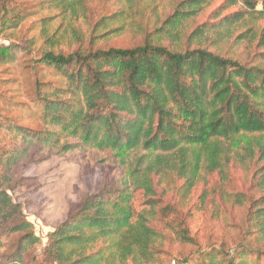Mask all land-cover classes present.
Listing matches in <instances>:
<instances>
[{"label": "trees", "instance_id": "trees-1", "mask_svg": "<svg viewBox=\"0 0 264 264\" xmlns=\"http://www.w3.org/2000/svg\"><path fill=\"white\" fill-rule=\"evenodd\" d=\"M211 1H179L142 43L131 47L79 46L64 53L58 49L64 35L49 33L50 17L40 18L48 44L40 61L60 81L36 80L40 128L11 119L0 122V132L17 140L0 146V238L16 237L0 253V264H150L156 260L159 237L149 223L154 206L137 212L135 193L142 191L151 203L156 175L174 173L189 189L201 171L224 175L230 164L253 160L260 165L253 179L262 194L251 202L247 221L264 242V51L251 63L210 49L236 27L246 26V17L263 18L264 0H224L213 13L214 21L187 33L188 22ZM238 3L244 10L221 16V9ZM3 6L0 0V12ZM86 9L85 0H40L34 12L57 10L59 25L74 30ZM11 12L9 26L17 29L24 17ZM124 14L122 9L101 17L92 34L98 27L107 34L116 32L122 25H112L122 22ZM248 34L264 48V26L257 31L247 26L235 38ZM21 52L11 43L0 46V60L14 61ZM51 156L81 169L99 168L110 189L77 190L79 203L48 233L43 258L37 260L33 249L40 240L8 186L11 170L25 158L40 163ZM260 252L264 248L237 247L230 253L212 247L175 264H260Z\"/></svg>", "mask_w": 264, "mask_h": 264}, {"label": "rangeland", "instance_id": "rangeland-1", "mask_svg": "<svg viewBox=\"0 0 264 264\" xmlns=\"http://www.w3.org/2000/svg\"><path fill=\"white\" fill-rule=\"evenodd\" d=\"M39 1L3 0L0 12V46L11 43L13 48L22 49L14 61L0 60V122L11 119L30 128L42 126L34 102L36 80L60 81L54 71L40 61L42 50L48 46L40 18L50 17L49 33L58 30L64 35L58 46L64 53L75 51L79 46L86 49L131 47L142 43L146 33L172 13L181 0H85L86 13L77 17L74 30L59 25L62 17L58 16L57 10L34 12ZM223 2L212 0L205 6L188 22L187 33L203 22L214 21L213 13ZM11 9L24 17L17 29L9 26ZM122 9L125 12L123 21L112 25H122V28L107 34L105 28L98 27L94 34L99 37L92 36V26L101 17ZM240 9L244 10V6L238 3L221 9L220 13L224 16ZM246 19V26L236 27L232 36L219 42L216 49L208 45L210 49L231 55L241 62H258L264 48L255 39H250V34L239 39L235 36L247 26L259 30L264 26V17ZM211 36L215 38L214 34ZM10 138L0 132V146L17 141ZM259 166L258 161L253 160L245 165L230 164L224 175L217 171H201L189 189L185 179L174 173L156 175L153 179L156 193L151 203L147 202L142 191H137L133 198L134 208L137 212L144 209L148 212L151 205L154 206L149 223L159 234L154 243L156 260L150 264H175L182 259H196L212 247H223L230 253L237 247L262 250L264 242L258 240L257 228L247 221L251 202L262 194L253 179ZM10 175L12 183L8 186V193L19 203L40 240L33 249L37 260L43 258L48 233L66 218L70 208L79 203L77 190L99 193L110 189L105 187L108 181L99 168L81 169L78 164L57 156L40 163L25 158ZM181 235L190 242L183 240ZM15 240V236L1 237L0 253L8 251ZM260 257V264H264L262 252Z\"/></svg>", "mask_w": 264, "mask_h": 264}]
</instances>
